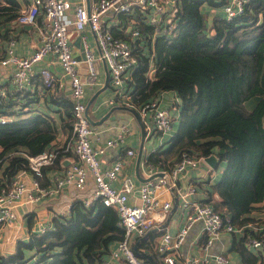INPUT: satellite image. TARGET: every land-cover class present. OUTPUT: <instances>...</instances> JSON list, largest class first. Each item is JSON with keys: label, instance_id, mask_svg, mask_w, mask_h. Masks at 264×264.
Instances as JSON below:
<instances>
[{"label": "built area", "instance_id": "built-area-1", "mask_svg": "<svg viewBox=\"0 0 264 264\" xmlns=\"http://www.w3.org/2000/svg\"><path fill=\"white\" fill-rule=\"evenodd\" d=\"M246 2L248 0H227L221 8L227 17H232L244 10ZM111 7L115 13L131 16L127 29L130 38L115 35L111 30L103 16ZM177 7L178 0H29L17 11L16 20L21 23L33 24L40 17L39 41L30 53L24 55L14 51L12 37L5 39L0 53V65L8 68V85L6 88L0 86V122L25 116L24 107L19 103L22 100L17 93L26 90L33 77L38 75L45 90L61 87L68 81L72 126L71 138L67 142L34 155L25 154L27 168L18 171L11 183L1 188L0 241L2 230L16 224V208L21 205L33 204L34 207L43 200H56L60 203L64 199L65 203L53 217H68L75 202H80L85 207L100 202L117 211L119 225L124 230L123 238L115 243L104 264H112V259L123 260L126 264H145L135 251L133 240L153 228L160 231L156 250L166 264H232V258L227 252L210 253L208 249L213 239L219 238L221 233L243 232L245 235L246 225H235L230 215L214 208L208 200L209 187L203 189L205 198L200 200L195 198V194L199 192L197 183L183 180L188 169L205 164L211 181L218 166L215 168L210 165L206 156L183 150L170 167L158 168L147 161L145 153L140 163L145 175L150 176L155 172H162V175L144 181L137 187L133 178L124 172L128 158L136 154L134 148H125V154L111 164L101 160L107 147L124 148L131 127L122 124L120 131H115L113 137L100 145L97 143L98 135H91L93 128L85 114V89L103 82L97 66V60L101 56L107 62L115 90L114 96L107 98V102L117 101L135 108L144 123L146 139L155 135L164 137L165 142L174 135V122L180 117L177 92L175 91L169 107L160 103L165 90L142 104H136L131 99L132 89L126 84L132 70L139 63L141 48L150 59L151 72L155 70L154 51L149 48L150 44L158 34L172 30ZM139 13L153 27L150 32L141 28ZM86 25L95 35L99 55L94 53L87 38L84 30ZM70 28L79 32V56L72 51L68 34ZM45 56H50L51 60L58 63L59 72L47 65L36 68L37 63ZM12 99L16 103L10 104ZM8 102V107L17 114L13 118L8 111L3 112L4 104ZM68 152L74 155L69 159L68 165L61 173L54 175L50 184L42 185L40 178L44 167L53 165L60 153ZM26 175L28 180L24 178ZM163 193H167L169 197L162 196ZM174 199L183 213V222L180 228L171 232L163 222L173 211ZM198 220H202L204 224L205 236L200 245L202 253L185 258L181 250L183 242L191 226ZM52 227L50 219L38 218L34 230L43 233ZM245 244L251 251L264 249V235L248 234Z\"/></svg>", "mask_w": 264, "mask_h": 264}, {"label": "trees", "instance_id": "trees-1", "mask_svg": "<svg viewBox=\"0 0 264 264\" xmlns=\"http://www.w3.org/2000/svg\"><path fill=\"white\" fill-rule=\"evenodd\" d=\"M226 1L178 0L174 27L158 34L149 47L155 70L151 72L150 59L141 48L127 84L136 104L162 90L177 92L178 128L166 145L147 153V161L168 168L183 150L206 157L215 153L225 166L220 179L207 189L208 200L243 226L254 220L249 213L264 200V0H248L232 17L222 11ZM204 5L212 8L211 18ZM18 7L19 0H0V21L15 17ZM121 15L125 21L127 15ZM138 16L141 28L150 32L153 27ZM121 25L112 27L113 33L130 38ZM6 38V31H0V40ZM251 98L255 102L250 107ZM66 116L71 128L70 113ZM56 133L53 119L40 114L0 122V190L27 168L25 154L48 150ZM64 154L69 153H60L54 164H60ZM52 224L50 230L18 240L15 252L0 251V264H104L124 236L117 211L100 202L88 207L76 202L68 217L55 216ZM248 231L234 239L231 249L244 264H264L262 250L255 253L245 244L246 235L254 234ZM152 236L150 232L147 240ZM26 253H32L28 262L22 260ZM152 254L157 264H164L161 256Z\"/></svg>", "mask_w": 264, "mask_h": 264}, {"label": "crops", "instance_id": "crops-1", "mask_svg": "<svg viewBox=\"0 0 264 264\" xmlns=\"http://www.w3.org/2000/svg\"><path fill=\"white\" fill-rule=\"evenodd\" d=\"M28 1L29 0H19L18 10L24 7L28 3ZM87 1L88 0H86V2ZM203 9L210 12L209 17L211 18L212 8L210 10L209 6L204 5ZM125 15H127L125 21H122L123 16L121 15V13L107 11L103 16L106 19L111 30H112V27H115V26H118L121 28L122 23L126 26L125 28L127 30L128 25L131 20V16L128 14H125ZM39 18L40 17H38L37 21L33 24L21 23L16 20V16L10 19H2L0 21V31L1 32L6 31L7 38L12 37L14 39L13 48L16 53L26 55L30 53L35 48V46L38 44V41H39L38 26L41 23ZM84 30L87 34V38L90 44L92 45V49L94 53L99 55V47L97 45L93 31L87 25L85 26ZM68 34L70 37V41L72 42V51L77 56H79L81 54V48L79 44V32L73 28H70ZM4 43H5V39L0 40V53L2 52ZM40 65H47L48 67H50L56 72L60 71V66L58 65L56 61L51 60L50 56L43 57L37 63L36 68L39 67ZM97 66H98V69L100 70L101 81L103 82H101L99 85L95 87H87L84 92L85 102L89 98H93L88 107V113L93 121H98L101 117H104L110 111V108L112 106L123 105L122 103L117 102V101L113 103L107 102V98H111L112 96H114V93H115L114 86L110 80L109 72H108L109 81L105 87L107 89L103 88L98 91V88L101 85H103L104 82L106 81L107 67L104 61L101 60L100 57L97 60ZM7 85H8V68L0 65V86H3L6 88ZM126 85L127 87L132 89V87L129 86L128 84ZM174 95H175V90L167 89L163 91L162 99L160 101L161 105L169 107L173 102ZM17 96H20L22 100L19 103H21L22 107H24L23 115L28 116L31 114H40V115H44V116H47L53 119L54 124L57 128V133H56V137L51 141L50 148L59 146L62 143L67 142L71 138V128H69L67 124V121L70 118L66 116L67 113L68 114L70 113V107H71L69 83L67 80L65 81L64 85L61 87H54L49 90H45L41 83L40 77L36 75L33 77L32 81L30 82V85H28V88L26 90H23L22 93H17ZM254 102H255V99L251 98L248 102V105L251 107L254 104ZM12 103L14 104L16 103V101ZM8 104L9 102L4 104L3 112L8 111L7 113L13 118L17 114L11 111V109L8 107L9 106ZM118 108H123V107H115L113 111L111 112L110 116L113 114L115 109H118ZM107 118H105L103 121H105ZM98 124L99 123L94 124V125H98ZM90 125L92 126V124ZM128 125L131 127V133L126 138L124 148L119 147V146L107 147L106 152L103 155H101V160L107 162L108 164H111V162H113L119 156H122L125 154V148L126 149L134 148L136 151V154L135 156L128 158L127 163L124 167V172L126 174H129L135 181L136 186L139 187L140 184L144 182L135 173L137 152H138V148L141 143V140H142L141 128L139 125V129L136 130L135 128L131 126V124H128ZM115 131L116 130L110 131L109 136L106 138L101 137L100 134L97 133L98 135L97 143L100 145H104L108 138H111L114 136ZM174 132L175 130H173V133ZM164 140H166L164 139V137H159V136L155 137V135L152 136L151 139H145V142L143 143L144 153H149L150 151H153L162 145H166L167 141L163 142ZM148 141L153 142V143L151 142L152 148L150 151H148V147H147ZM110 147H112L114 151L110 149ZM68 153H69L68 155L64 154L62 159L59 160L61 161L60 164L58 165L53 164V165L44 167L43 175L40 178V182L42 185L50 184L53 180L54 175L61 173L64 167L68 165L69 159L74 157L73 153L71 152H68ZM220 163L221 161L219 162L218 167H220ZM139 168H140V174L143 177H147L141 165ZM207 171H208V167L205 164H203L198 168L188 169L183 179L187 182L197 183L199 192H197L196 194L202 196L203 198L197 197L196 194H195V198L200 199V200L205 198L204 194L202 193L203 189H206L207 187L210 186V184L217 182L219 180L218 175L221 173L220 168H218V170L216 169V173L213 179L209 181L208 179L209 171L208 172ZM24 178L28 180L27 175ZM162 196H165L166 198L169 197L167 193H163ZM63 203H65L64 199H62L60 203H58V201L56 200H43L42 202H40L38 206L33 207V204H29V205H21L17 207L16 208L17 210L16 224L10 227H5V229L2 230L1 241H0V251L2 253H9V254L15 252L18 240L27 239L32 233L35 232L34 229H36L37 227L38 218L50 219L52 222L53 216L58 212L60 206ZM176 204H177V201L176 199H174L173 211L167 216L166 220L163 222V225L165 226V228H167L171 232H175L178 228H180L183 222V213L179 209V204L178 205ZM249 216L254 218V220L249 221L246 224L244 233L245 231L250 230L248 232L254 233V235H256L255 233L257 234L263 233L264 235V231H263L264 230V200L260 202L259 204H257L256 208L253 209L249 213ZM150 232L154 233L155 237L152 236V238L147 240L146 237ZM150 232L145 237L141 236L140 239H137V237H135L133 240V247L135 246V244H137V249L139 251L146 252L152 256H153L152 252H156V254L160 257V254L156 250V244L159 240L160 231L156 228H153ZM226 234H230V233H226ZM231 235H232V240L230 242L228 250L227 251L222 250V251L227 252L230 255L233 261L232 264H236V263L244 264L242 262L241 255L236 251H232L231 249L234 239H239L240 237H243L244 236L243 232H240L237 234H231ZM204 236L205 235H204V231L202 227V230H200L195 235L193 240L191 241V248H190V253L187 254L188 256L185 254L183 248H181V250L183 251V256L185 258L193 254L202 253L200 245L202 244L204 240ZM140 242H142V247L139 246ZM260 250H262L261 253H264V249H260ZM253 252L259 253V250L258 251L254 250ZM160 259L162 260V257H160ZM112 264H126V263L123 260H113L112 259ZM145 264H148V263L145 262Z\"/></svg>", "mask_w": 264, "mask_h": 264}, {"label": "rangeland", "instance_id": "rangeland-1", "mask_svg": "<svg viewBox=\"0 0 264 264\" xmlns=\"http://www.w3.org/2000/svg\"><path fill=\"white\" fill-rule=\"evenodd\" d=\"M108 12H114V8L111 7L107 10ZM109 88V87H108ZM107 89V88H105ZM122 124H131V126L133 128H135L136 130L139 129V122L136 118V116L134 115V113L132 111H130V109L127 108H118L115 109V111L113 112V114L108 117L105 121L99 123L98 125H92L93 128V132L91 133V135L93 137L96 136L97 133L100 134L101 137L106 138L109 136L110 131H114L116 130L117 132L120 131L121 129V125ZM178 124H179V120H176L174 122V130L176 131L178 128ZM152 141H148L147 147H148V151L151 150V143ZM110 149H112L114 151V149L112 147H110ZM225 166L224 161H221L220 163V174L218 175V178L220 179L221 174H222V170ZM217 168V170H218ZM197 197L199 198H203L200 195H197ZM203 221L202 220H198L196 222H194V224L192 225V228L190 229L189 233L186 236V240L184 241L182 248L185 252V254H189L190 253V248H191V241L193 240V238L195 237V235L202 230L203 227ZM232 240V235L231 234H226V233H221L218 238H214L213 239V243L209 249L210 253H218L222 250L227 251L230 245V242ZM33 253V252H32ZM31 253V254H32ZM31 254L29 255V253H26L25 256L22 258V260H26V262L30 261V257ZM188 256V255H187Z\"/></svg>", "mask_w": 264, "mask_h": 264}, {"label": "water", "instance_id": "water-1", "mask_svg": "<svg viewBox=\"0 0 264 264\" xmlns=\"http://www.w3.org/2000/svg\"><path fill=\"white\" fill-rule=\"evenodd\" d=\"M99 53H100V49H99ZM100 58H101V60L104 61L105 65H106V67H107V69H106V70H107V74H106V81L104 82L103 85H101V86L98 88V91H99L100 89L105 88L106 85H107V83H108V81H109V74H108V72H109V68H108L107 62H106V60H105L104 57H101V56H100ZM98 91H97V92H98ZM97 92H96V93H97ZM178 98L181 99L180 96H179ZM92 99H93V98H89V99L86 101V103H85V114H86V116H87V118H88L89 123L92 124V125L97 124V123H100V122L103 121L105 118L109 117L110 114H111V112L113 111V109H114L115 107H123V108L130 109V111H132V112L135 114L137 120L139 121V125H140V128H141V138H142L141 143H140L139 148H138V152H137V158H136V164H135V173H136V175H137L141 180H143V181H148V180H151V179H155V178L158 177V176H161V175H162V172H155V173H153V174H151L150 176H147V177H143V176L140 174V168H139V167H140V163H141V161H142V158L144 157V154H145V153H144L143 143L145 142V139H146V137H145V136H146V132H145L144 124H143V122L141 121V118H140L138 112L136 111V109L133 108V107H131L130 105H127V104H123V105H114V106H112V107L110 108V111H109L104 117H101L98 121H93V120L91 119L89 113H88V107H89V104L91 103ZM206 160H207V162H208L210 165H212V166L215 167V168L219 165V160H218V158L216 157V155H214V154H211V155L207 156ZM151 230H152V229H151ZM151 230H150V231H151ZM150 231H148V232H147L145 235H143L142 237H145ZM134 249H135V251L137 252V254H139L140 256H144V257H146L147 259H149L150 261H152L153 264H157L156 261L154 260V258H153L152 255H150V254H148V253H146V252H141V251H139V250L137 249V244H135Z\"/></svg>", "mask_w": 264, "mask_h": 264}]
</instances>
